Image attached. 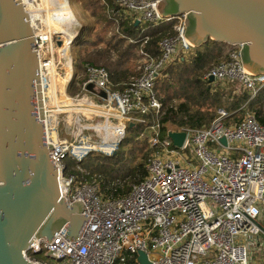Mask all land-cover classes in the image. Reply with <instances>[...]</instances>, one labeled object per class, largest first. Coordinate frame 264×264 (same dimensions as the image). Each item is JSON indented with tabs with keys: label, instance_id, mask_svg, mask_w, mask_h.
<instances>
[{
	"label": "built area",
	"instance_id": "1",
	"mask_svg": "<svg viewBox=\"0 0 264 264\" xmlns=\"http://www.w3.org/2000/svg\"><path fill=\"white\" fill-rule=\"evenodd\" d=\"M98 1L115 26L111 36L125 37L120 32L124 22H138L144 32L146 26L173 21V33L159 40L158 56L144 47L146 36L134 74L119 84L106 67L87 64L79 91L70 95L69 78L68 96L60 102L54 99L53 63L41 56V87L43 79L47 88L46 142L58 168L61 197L68 205L81 199L82 214L89 221L77 240L62 231L50 242L45 236L36 238L23 251L24 258L33 264H126L132 255L139 263L138 253L145 251L151 264H251L243 237L263 233L259 223L264 215V123L248 111L240 121L228 123L231 112L219 107L210 124L171 129L186 132L183 145L175 146L170 130L165 135L161 128L162 103L156 85L169 64L193 53L195 47L185 36L187 14L161 16L157 3L162 0ZM35 38L40 63L39 51L46 43L37 34ZM55 70L57 77H64L60 66ZM203 80L239 81L252 97L264 86V74L245 71L240 45H227L226 57L211 66ZM243 107L247 109V104ZM147 114L153 115L151 123ZM130 122L145 124L150 132L147 174L140 182H128L130 191L125 194L115 195L126 180L114 179L106 193L101 175L90 174L81 162L90 152L114 153Z\"/></svg>",
	"mask_w": 264,
	"mask_h": 264
},
{
	"label": "water",
	"instance_id": "2",
	"mask_svg": "<svg viewBox=\"0 0 264 264\" xmlns=\"http://www.w3.org/2000/svg\"><path fill=\"white\" fill-rule=\"evenodd\" d=\"M157 8L161 16L187 14L185 36L194 47L209 40L240 45L245 71L264 74V0H162ZM36 43L24 0H0V264H33L23 251L36 238L50 242L62 231L77 240L89 221L81 199L68 205L61 197L46 142ZM168 136L181 147L186 132ZM138 260L151 264L145 251Z\"/></svg>",
	"mask_w": 264,
	"mask_h": 264
},
{
	"label": "trees",
	"instance_id": "3",
	"mask_svg": "<svg viewBox=\"0 0 264 264\" xmlns=\"http://www.w3.org/2000/svg\"><path fill=\"white\" fill-rule=\"evenodd\" d=\"M86 10L90 11L92 15L97 16L103 14L104 6L98 0H87L83 3ZM107 19V18H106ZM108 25L111 30H115L110 19H107ZM109 28V27H108ZM144 32L142 27L136 23L124 22L120 26V32L125 37H120L118 34L111 36L109 42L116 41L117 44H126V50L121 52L117 62H112L109 59L108 50L104 52L98 50L95 55L87 59V63H77L78 68L82 72L80 81L83 82L86 79V65L93 64L106 67L110 74L111 79L115 84H119L129 78L128 67L124 65L128 61V55L134 50L139 51V46L143 43L146 36L149 40L144 47L153 53L155 56L159 55V40L168 33H173V21L165 22L159 25L146 26ZM129 39H137L138 42H130ZM227 44L209 40L199 47H195L191 56L187 59L176 60L170 64L168 68L164 70L165 77L172 85L174 82L180 86V95L184 94L186 98L183 102H174L173 96L165 94L163 84L161 81H157L156 90L160 101L162 102L160 122L162 124V131L167 134L168 130L177 129L182 127H201L205 124H210L212 120L217 116L216 113L203 110V106L212 99L213 105L217 107H225V109L233 116L228 118V123L237 122L242 119L238 117V113L245 111L244 105L247 104V109L254 112L260 123H264V86L258 91V93L251 99V92L244 89L239 94H233L231 101L226 102L223 100L224 91L213 93L207 86V82L203 80V74L214 64L221 61L224 50ZM174 77V79H173ZM174 81V82H173ZM167 82V81H166ZM164 83V82H163ZM168 84V86H169ZM159 89V92H158ZM197 89L198 92H194ZM79 87L74 86L71 89V93H76ZM213 97V98H212ZM149 122H152L153 115H145ZM170 126H175L176 128ZM148 126L142 123H138L131 128H128L125 138L119 145V148L112 154L95 153L90 152L85 156L81 162V166L90 174L101 175L103 178L102 189L108 193L110 191L106 187L117 178L126 180V184L123 189H120L117 194H125L130 191L128 182L137 183L140 182L147 174L146 162L150 154L149 143L147 141ZM146 133V134H145ZM129 134L131 136H129ZM145 134V136H141ZM144 138V139H143ZM141 153V154H139ZM67 162L74 165V161L68 159ZM108 191H107V190ZM137 255H132L126 260V264H139L136 260Z\"/></svg>",
	"mask_w": 264,
	"mask_h": 264
},
{
	"label": "rangeland",
	"instance_id": "4",
	"mask_svg": "<svg viewBox=\"0 0 264 264\" xmlns=\"http://www.w3.org/2000/svg\"><path fill=\"white\" fill-rule=\"evenodd\" d=\"M69 1L71 2V7L74 10L75 14L77 15V17L79 19V23H80L78 34L72 35V36H75V39L67 47V51L70 49V51L68 52L69 54L66 51V58L67 59H71V56H72V69L73 70H72V75L70 77V82L68 83V89H69L70 95L74 96V95H76V93L79 90L76 93H71L70 91L74 86L79 87L78 84H79V82H81L80 77L83 75L81 70L78 68L77 63H81V62L87 63L88 62L87 59H89L91 56L95 55L98 50L104 52L105 50H108V48L110 49V50H108L110 61L117 62L121 52H124L126 50V44H117L118 45V49H117L116 47H114L116 45L115 40H113V42H109L111 40L110 39L111 38L110 37L111 36V32H110L111 29H110V26L108 25L107 19H110V18L108 17L105 9H104V12H105L106 17L103 16V14H99L97 16H94V15H92V13L90 11L86 10L85 7L83 6V3H85L87 0H69ZM40 2H42V0H37V3H40ZM43 3H46V1H43ZM131 15L139 16L140 14L138 12H132ZM40 25H41L40 29L41 28L42 29L47 28V29L51 30V32L53 34L54 52H55L56 59H57V61H62V63H64L63 65L66 66L67 60L65 58H63V55L60 53L59 50L62 48V46H61L62 43L68 41L67 35H65L64 33L58 32L57 30L54 29L55 27H52L49 25L46 26L44 24H40ZM58 41H59V43L61 42V45H59L57 43ZM70 45H71V48H69ZM223 50H224L223 57L224 56L226 57L227 48H225ZM126 55H128V61L124 66L128 67V70H129L128 75L131 76L134 74L136 67H137V64H138V51L134 50L128 54L126 53ZM169 66H170V64L167 66V68ZM62 70H63V73H61L60 70H58V72L63 74V76H64L63 78H65L66 75L64 73H66L65 72L66 69L64 67H62ZM165 76L166 75L163 72L162 76L159 79V81H161L160 85L163 84V86H164L163 89L165 90V94L167 93V94H170L171 96H173L174 102L185 101L186 98L184 97V94L180 95L181 93H180L179 88L181 85L176 84L177 82L175 83L174 81H173L174 83L172 85H170L169 84L170 81H168V79L165 80L166 79ZM173 79H174V77H173ZM168 84H169V86H168ZM58 86H59V84H58ZM207 86L211 89V91L213 93H216V92L221 93L222 91H224L223 100L226 99L225 100L226 102L231 101L230 94L231 95L239 94L240 92L244 91V89H245L242 86V84L236 80L218 81L214 84H207ZM193 90H195L194 92H196V91L198 92L197 89H193ZM56 91H57V89H56ZM158 92H159V89H158ZM58 96H60V94ZM158 98H159V96H158ZM252 98L253 97L251 96V99ZM211 103H212V99L210 98V99H208V101L203 106V110L210 111L212 113L217 114V109L219 107H217L216 105H213ZM247 111L252 112L248 109H245V111L240 112L236 115H238V117L243 118ZM232 116H233V113H231L229 118H231ZM172 127L176 128L175 126H170V128H172ZM161 128H162V124H161ZM145 134H142L141 136H145ZM146 135H148V137H149L150 132L147 131ZM129 136H131V135L129 134ZM147 141L149 143V138H147ZM102 147H103V144H102ZM104 148H106V147H104ZM151 152H152V149L150 148V153ZM95 153H97V152L95 151ZM139 154H141V153H139ZM187 154L191 159H193L192 158L193 154L191 151H187ZM69 165H71V164H69ZM130 183H132V182H130ZM101 184H102V182H101ZM129 184H128V186H129ZM108 195L111 196V194H108ZM214 205L216 206L217 209H219L218 204L215 203ZM244 241L248 245L249 250H251L253 248V245H254V240L251 238V236L246 237L244 239ZM257 253L261 254V251L258 252L257 250H255L254 252H252V256L250 258L253 259Z\"/></svg>",
	"mask_w": 264,
	"mask_h": 264
},
{
	"label": "bare ground",
	"instance_id": "5",
	"mask_svg": "<svg viewBox=\"0 0 264 264\" xmlns=\"http://www.w3.org/2000/svg\"><path fill=\"white\" fill-rule=\"evenodd\" d=\"M43 1H46V3H43ZM24 3L26 9L30 14L31 22L33 28L35 29V34H37L38 37L43 40V44L46 43V45L43 46V49L39 51L40 66L41 64H43V59L41 60V56L44 54L50 59V62L53 63L51 67L52 79L56 82L55 88L57 89V91L54 89V91L56 92L54 99H57L58 102H60L61 100L65 101V99L68 96L67 93H65L66 81H68V79L71 77L73 70L72 56L71 59H67L66 51L69 44H71L72 41L75 39V36L72 35L78 34L79 25H80L79 19L75 14L74 10L72 9L71 2L69 0H42V2L40 3H37V0H24ZM40 24L55 27L54 28L55 30L67 35L68 41L62 43V45L61 42L59 43V45L62 46V48L59 51L63 55V58L67 60L66 66L63 65L64 63H62V61H57L56 59L54 52L53 34L51 30L46 28V29H40L41 31H38V28L41 27ZM69 48H71V45ZM69 51L70 49L67 51V53ZM57 66H60L61 68L64 67L66 69L65 72L67 74L65 79L57 77L56 75L57 72L55 70ZM43 83L44 82L42 79V86H43L42 94L44 97L47 93V88L44 87ZM58 92L60 93V96H58L59 95ZM104 147L110 149L109 144H103V148Z\"/></svg>",
	"mask_w": 264,
	"mask_h": 264
},
{
	"label": "crops",
	"instance_id": "6",
	"mask_svg": "<svg viewBox=\"0 0 264 264\" xmlns=\"http://www.w3.org/2000/svg\"><path fill=\"white\" fill-rule=\"evenodd\" d=\"M227 48V47H226ZM261 225L264 227V215L260 220ZM246 237H243L245 239ZM254 240L253 248L250 250V257L252 256V252L257 250L261 251V254H256L253 259L250 258L251 264L254 263H264V232L261 233L258 237H251Z\"/></svg>",
	"mask_w": 264,
	"mask_h": 264
}]
</instances>
